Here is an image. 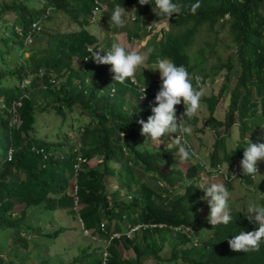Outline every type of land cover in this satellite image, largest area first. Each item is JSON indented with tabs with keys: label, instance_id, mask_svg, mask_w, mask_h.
I'll use <instances>...</instances> for the list:
<instances>
[{
	"label": "trees",
	"instance_id": "1",
	"mask_svg": "<svg viewBox=\"0 0 264 264\" xmlns=\"http://www.w3.org/2000/svg\"><path fill=\"white\" fill-rule=\"evenodd\" d=\"M30 1L0 2V129L6 132L8 142L5 147L0 145V229H15V237L24 241L19 233L29 229L23 224L27 208L43 212L68 209L69 214L80 220L83 230L107 241V257L103 264H146L143 261L146 259L160 264V252L164 246H167L168 254L164 264H264V241L259 251L246 253L234 252L228 244V240L241 230L249 232L257 229L258 226L246 218L247 212L232 209L233 222L215 229L207 218L196 220L198 209L203 204L198 199L204 196V192L195 187L199 178L197 174L204 169L199 159L192 158L184 174L174 167L171 172V169L167 170L172 162L171 154L178 152L173 142L171 148H166L167 144L153 148L140 143L139 140L145 136L141 135L138 121L146 122L152 115L151 108L156 106L155 95L145 93L140 106L126 108L125 104L129 101L124 97L125 92H130L138 102L142 92L130 80H125L123 84L115 83L110 65H97L90 59L91 55L85 48L98 40L94 33L85 29L90 24L87 18L92 1L43 0L40 9L29 8L26 2ZM104 2L106 13L113 10L116 4L132 5L136 9L132 13L133 21L139 24V29H145L151 20L164 19L155 8L154 0L144 6L138 0ZM172 2L180 7V12L173 14L169 20L171 25L166 30L160 29L157 40L156 34L152 35L153 51L148 60L168 58L189 71L185 47L196 31L205 25L207 31L217 36L226 29L227 46L233 50L221 66L227 71L233 67L238 69V75L228 93V107L223 120H217L212 115L217 96L210 94L204 98L208 116L203 123L213 131L222 128V134L217 132L219 135L215 137L209 154L210 166L233 163L234 160L240 164L247 143L243 141L244 134L248 132L250 141L258 143L251 137L254 130L264 123V0ZM195 3H199L200 7L192 14L191 5ZM59 11L68 15L76 29L52 31L47 34L43 48H27L24 38L30 35L35 40V35L41 31V22L49 19L51 12ZM8 12L13 14L11 22L4 20L3 15ZM35 21L38 22V30L31 27ZM16 27L18 30H15ZM137 29L128 31V36L139 37ZM145 32L148 33L147 30ZM12 35L14 40H11ZM216 39L214 37L213 43ZM12 44L15 45L14 60L6 57ZM106 45L109 47L108 43ZM25 52L28 54L23 57ZM196 52L198 57L192 67L199 68L205 61L204 48L200 47ZM72 57L79 58V68H72ZM200 76L204 81L205 75ZM97 78L101 83L95 87L93 84H96ZM26 79L29 83L24 84ZM30 86L37 89L35 94H28ZM113 87L115 92H110ZM17 101L20 104L13 112L14 102ZM73 107L89 117L81 132L93 135L91 147L100 155L95 167H86L85 162L81 163L75 176V157L80 154L86 161L89 157L87 151L79 153L68 143L66 150L57 153V148L64 144L42 142L33 137L35 111L43 112L49 108L61 116ZM177 112L179 117L184 112L183 105ZM15 114L19 119L18 126L11 124ZM185 119L191 126H196L195 116L191 120ZM236 121L239 141L233 150L225 153L223 135ZM161 139L168 142L166 135ZM34 149H40L48 157L43 159L42 153H36ZM218 149L223 151L221 157L216 155ZM98 166L100 169H97ZM144 172L151 173L150 179H154L152 174H156L167 186L144 183ZM125 176L132 181H126ZM71 178L74 179L72 182ZM238 178L241 183L244 181L243 184H252V179L244 177L242 170H239ZM219 179L223 181L221 176ZM111 180L117 183L113 190L107 186ZM189 181L193 187H188ZM226 184L229 186L230 182ZM121 189L123 194H120ZM123 196L128 199L123 200ZM74 198L76 210L73 208ZM13 200L23 204L17 217H12L10 213ZM158 224L163 226L158 227ZM199 225L205 226L208 234L205 231L200 237ZM134 226L137 228L128 237L125 233ZM62 231L63 228L58 227L42 234L47 241L43 243L42 252L47 251L49 240ZM112 233H118V237H110ZM118 244L121 249H130L132 255L121 258ZM97 250L98 247L92 250H88L87 246L79 247L74 259L78 262L81 258L87 259ZM2 252L0 249V264H13V261L3 257ZM39 261V264H62L48 256ZM92 261L101 264V259L94 258Z\"/></svg>",
	"mask_w": 264,
	"mask_h": 264
},
{
	"label": "rangeland",
	"instance_id": "2",
	"mask_svg": "<svg viewBox=\"0 0 264 264\" xmlns=\"http://www.w3.org/2000/svg\"><path fill=\"white\" fill-rule=\"evenodd\" d=\"M2 0H0L1 2ZM8 1V0H4ZM43 0H31L30 2H26V5L29 8L33 9H40L43 6ZM105 1V0H103ZM126 11L130 12L133 7L132 5L123 6ZM104 13V24L103 26L99 25L105 33H110L103 37L99 36L97 33L96 28L93 24H88L85 26V29L89 30L91 33L99 36V41L102 43L101 47L107 51L113 42L119 41L121 42L125 48L129 51L136 50L140 52H147V49H152V35L156 34V39L159 38V31L156 27H152L150 29H142L139 24L134 23L133 19H131V15L128 16L127 23L123 28L117 27H110L109 25V17L110 13ZM264 13V11H263ZM132 14V13H131ZM4 20L7 22H11L13 18V14L8 12L4 15ZM163 20V19H162ZM156 21H150L153 24ZM158 22V21H157ZM137 29V34L139 37H129L127 32L130 30ZM205 25L201 27L196 33L193 35L192 41L188 43L187 47H185V51L188 57V64L189 73L194 75H205L204 78V96L202 97L201 101V109L195 115L197 118L196 126H192L193 133L190 136H187L186 139L188 140L191 148L197 154L195 159H199L203 164H209V154L212 151L213 142L217 135L222 134V128H218L217 131H213L212 128L208 125L203 123L204 119L208 116V111L206 109V104L204 98L208 97L210 94L217 96V103L214 107V111L212 115L217 120H223L225 112L228 107V93L232 89L236 77L238 75V69L232 68L230 71H227V68L221 66V63L224 62L226 56L233 50V48L228 47V37L225 36L226 29L221 30L215 36L214 32L207 31ZM76 29L75 24L69 19L68 15H66L63 11H59L56 13H50L49 19H45L41 22V31L35 35V40H32L30 37V41L26 42L27 48H43L45 45V39L47 34L50 32L59 31V32H66L70 30ZM167 29V28H166ZM164 29V30H166ZM18 30V27L15 28ZM147 30L148 33L145 32ZM146 33V34H145ZM11 40H14V36H11ZM214 37H216V42L213 43ZM28 38V37H27ZM26 38V40H27ZM147 40V42H145ZM108 43L109 47L105 44ZM148 45H144V44ZM12 44L10 46L8 54L6 57L11 60H14L13 52L15 51V45ZM1 46V44H0ZM204 48L203 55L205 56V61L202 65L198 68L192 67L194 64V59L198 57V53L196 51L199 48ZM28 52H25L22 56L25 57ZM104 55L105 53L102 52ZM161 59V58H158ZM149 61L147 59L144 66L137 70L135 78L144 85L146 83L147 87L151 92H158L161 80L160 74L158 71H152L153 65L158 60ZM71 65L73 69L79 68V58L72 57ZM0 64V69H1ZM91 77V76H90ZM9 78V77H8ZM112 78V77H111ZM9 80V79H8ZM27 82L29 79H26ZM25 81V80H24ZM108 82V81H107ZM24 83V82H23ZM29 83V82H28ZM101 83V80L97 78L96 84H93L95 87ZM25 84V83H24ZM140 85V86H142ZM29 86V85H28ZM28 94H35L37 89L35 87H28ZM124 97L129 101L125 104L126 108L129 106L138 107L142 103L141 97L139 98V102L135 100V97L130 92H125ZM1 104V103H0ZM183 103L177 106V110L182 107ZM236 114L234 113V116ZM178 116V112H177ZM89 122V117L79 111L77 107H73L71 110H65L64 115H57L49 108L47 110L42 111H35L34 112V133L33 137L36 140L42 142H48L53 144H64L62 147L57 148V153L66 150V145L69 143L73 148L77 149L79 153L87 151L89 157L86 159L84 163L86 167H95L96 162L99 160L100 155L97 151L93 149V135H84L81 132V128ZM217 132L219 134H217ZM168 142L162 141L161 146H165L166 144H172L173 142V135H166ZM224 152H230L235 147V144L239 141V132L237 129V121L229 127V131L227 134L224 133ZM3 138L5 141H3ZM248 132L244 134L243 141L248 140ZM250 139V138H249ZM251 139L254 142L262 143L264 142V123L256 128L253 132ZM149 140L148 137H144L140 139V143L143 146L159 148L161 147L159 144L147 141ZM147 141V142H146ZM7 134L4 130L0 129V145L5 147L7 146ZM222 150H216V155L221 157ZM198 157V158H197ZM171 164L169 165L167 170L171 169V172L174 171L172 167L179 170L182 174L185 173L186 168L191 164V161L181 163L179 161L178 154H171ZM233 163L229 162H222L218 164V167L214 165L213 169L219 168V166H225L228 164V171L227 173L229 176L234 174L235 177L239 170H236L240 167V164L237 160L232 161ZM259 174L261 176L257 177V181L252 182L253 191H248L243 184L244 181L237 180H230V185L228 186L225 181L219 179V176L215 175V180L218 182H223L226 187L228 188L229 192L231 193V197L229 200V206L232 210H237L240 212H247L246 208L249 203L255 201L261 204L259 197L257 194L259 191L262 193L264 192V162L258 163ZM100 169V166L97 167ZM165 170V168H163ZM207 171L205 168L200 171L198 175L197 182H201L202 178L204 181L212 180L213 173ZM151 173L144 172L142 175V180L144 183H150L154 186L159 187H166L167 184L160 179L156 174H152L154 179H150ZM125 180H132L128 179L127 176L124 177ZM183 179V175L181 177ZM74 179L71 178V182ZM181 181V180H180ZM70 182V184H71ZM107 186L113 190L117 187V183L113 180L107 183ZM69 189V188H68ZM122 193V189L121 192ZM205 195V193H204ZM203 197V196H202ZM123 200L128 199L127 197L123 196ZM199 202H202V207L198 209V214L196 215V220L208 219L210 214V208L208 206L207 201L201 198L198 199ZM14 204L10 210L12 217H17L23 208V204L13 200ZM262 205V204H261ZM76 210L77 207L74 206ZM68 209H54L53 211H39L37 209L27 208V217L24 219L23 224L27 226V231L20 230L19 236L23 237L25 240L21 238H16L14 235L15 229L6 228L0 229V249L3 251L2 255L5 258L10 259L13 261V264H39V260L44 258V256H48L50 258H54L62 264H82L83 262H88L92 264H96V261L103 257V253L107 252L105 246L107 245V241L103 239H99L93 237V235L89 234L88 231H83L81 229V225L79 220L68 213ZM158 227H162V224H158ZM58 227L63 228V231L59 233L55 238L48 239L49 246L46 252H42L44 249V244L47 242L44 241V237L42 236L43 233H50L57 229ZM205 226H197L198 232L200 237L203 236L206 230ZM137 228V227H136ZM128 232V231H127ZM24 233V234H23ZM116 234V233H114ZM113 234V235H114ZM206 234L208 232L206 231ZM88 247V250H92V248L98 247L96 253L92 254L91 257L87 259H79V262L74 259L78 255V248L79 247ZM118 250H120V257L125 258L126 256L132 255L130 249H121L120 245H116ZM16 254V255H15ZM168 256L167 254V246H164L160 252V258L162 262L160 264H164L165 260ZM107 257V255H106ZM164 260V261H163ZM146 264H153L151 260L146 259L143 260ZM158 264V263H157Z\"/></svg>",
	"mask_w": 264,
	"mask_h": 264
},
{
	"label": "clouds",
	"instance_id": "3",
	"mask_svg": "<svg viewBox=\"0 0 264 264\" xmlns=\"http://www.w3.org/2000/svg\"><path fill=\"white\" fill-rule=\"evenodd\" d=\"M138 2L141 6H144L151 4L153 0H138ZM154 5L164 19L151 20L156 22L148 26L149 28L156 27L157 29H166L171 25L169 20L173 14L177 15L180 12V7L173 3L172 0H154ZM199 7V3L191 5L192 14H195ZM134 11H136L135 8L128 12L121 4H116L110 13L109 25L111 29L112 27L123 28L127 23L126 18ZM105 12H107V9L105 8L102 11L101 7H97L94 10L95 27L98 35L101 37L110 34L105 33L104 30L99 27V22ZM90 51V59L97 65L111 66V72L114 74L113 80L115 83L123 84L125 80H130L138 88L141 87L140 92L142 93L139 95L141 99L145 98V93L155 95L154 103L156 106L151 108L152 115L147 118L146 122L144 120L138 121L141 125V135L148 137L149 140L147 141H152L159 145L163 143L162 137L165 135H173V143L177 146V154L181 163L188 162L196 157L197 154L192 150L191 145L186 139L187 136L193 133V128L187 123L185 118L191 120L201 109V101L204 96L205 88L203 77L190 74L185 66H177L171 59L161 58L155 62L152 70L159 72L162 82L159 91L155 93V91L151 92L147 88L149 86H147L146 83L142 85V83L135 78L137 70L145 65L153 49L149 48L147 52L136 50L129 51L121 42L116 41L111 44L107 51L102 47L99 50ZM102 52L105 54H100ZM111 91L115 92V88L113 87L110 92ZM182 103L184 112L178 117L177 106ZM122 135L124 136V133H122ZM172 146V144H167L166 148H171ZM199 162L203 164L201 161ZM259 162H264V142L252 143L248 138L246 146L243 148V158L240 161V167L236 170H242L244 177H249L252 179V182H256L257 177L261 176L257 166ZM228 167L229 165L227 164L226 169L225 166H219L218 169H213L210 168L207 163L203 164V168L214 174L213 178L208 181H204L202 178L201 182H198L195 186L205 193L202 199L208 203L210 208L208 222L214 229L219 225L226 226L234 220L229 206L231 193L223 182L215 180L216 174L221 176L225 182H229L232 179L237 180L236 177L238 178L239 173H237L236 177L234 174H231V178L221 175L224 174L225 171L229 173ZM238 181H240L239 178ZM188 187H193L191 181H189ZM244 187L248 191H253L252 184H245ZM253 192L256 193V191ZM257 197H259L262 205L255 201L249 203L246 208L248 213L246 218L250 223H255L258 227L256 230L249 232L241 230L239 234L228 240L229 247L234 252L246 253L250 251H259L260 244L264 241V192L261 193L259 191ZM134 227L129 229V234H126L127 232L125 233L128 237L137 226ZM113 234L114 233H112L110 237H115L112 236Z\"/></svg>",
	"mask_w": 264,
	"mask_h": 264
},
{
	"label": "built area",
	"instance_id": "4",
	"mask_svg": "<svg viewBox=\"0 0 264 264\" xmlns=\"http://www.w3.org/2000/svg\"><path fill=\"white\" fill-rule=\"evenodd\" d=\"M92 1V4H93V6L91 7V9H90V11H89V16H88V18H87V20H88V22L90 23V24H93L94 25V27H95V17H94V10L97 8V7H101V9H102V11L106 8V3L103 1V0H91ZM107 9V8H106ZM46 13H47V11H46ZM106 13V12H105ZM103 16H104V14H103ZM103 16H102V18H101V20H100V22H99V25H101V26H103V24H104V20H103ZM131 19H133V15L131 14ZM150 25H152L151 23L149 24V25H146V29L148 30V29H150L148 26H150ZM31 27L32 28H34L35 30H38L39 29V27H38V22L37 21H35V22H33L32 24H31ZM96 28V27H95ZM97 37H98V40L96 41V43H94V44H91V45H87L86 46V48H85V50L89 53V55H91V51L90 50H99L100 48H101V45H102V43L99 41V36L98 35H96ZM28 37V38H27ZM30 35H27L25 38H24V43L26 44V42H29L30 41ZM26 38H27V40H26ZM32 38V37H31ZM100 54H102V53H100ZM40 74H41V72H40ZM51 81L53 82V80L51 79ZM24 83L26 84L27 83V80H25L24 81ZM136 84V83H135ZM141 89V87H139V90ZM19 102L17 101V102H14V106H13V108H12V111L14 112L15 111V107H17V106H19ZM11 124H14V125H16V126H18V124H19V119H18V116L15 114L14 116H13V118L11 119ZM34 151L36 152V153H42L41 155H42V158L43 159H46L47 157H48V154H46V153H43L40 149H34ZM9 153H10V150H8L7 151V159H9ZM84 162H86L85 161V159H84V157H82L80 154H78L76 157H75V162L73 163V173H74V176H75V173H76V171L77 170H79V167H80V165H81V163H84ZM217 167H218V165H216ZM218 169V168H217ZM223 177H229V178H231V176H229L228 174H226V173H224V174H221ZM227 175V176H226ZM75 190H76V187L74 186L73 187V195L75 194ZM75 204H76V198H74V200H73V208H74V206H75ZM79 220V219H78ZM79 222H80V220H79ZM80 225H81V222H80ZM135 228V227H134ZM81 229H82V225H81ZM83 230V229H82ZM83 231H86V230H83ZM131 231V230H130ZM126 234H129V231L126 233ZM112 236H115V237H117L118 236V234L116 233V234H114V235H112ZM106 252H104L103 253V257H101V264H103L104 262H105V259H106Z\"/></svg>",
	"mask_w": 264,
	"mask_h": 264
}]
</instances>
